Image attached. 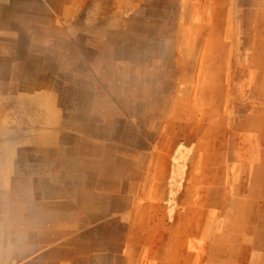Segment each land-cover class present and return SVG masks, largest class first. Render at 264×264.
I'll use <instances>...</instances> for the list:
<instances>
[{"label":"rangeland","instance_id":"1","mask_svg":"<svg viewBox=\"0 0 264 264\" xmlns=\"http://www.w3.org/2000/svg\"><path fill=\"white\" fill-rule=\"evenodd\" d=\"M0 264H264V0H0Z\"/></svg>","mask_w":264,"mask_h":264}]
</instances>
